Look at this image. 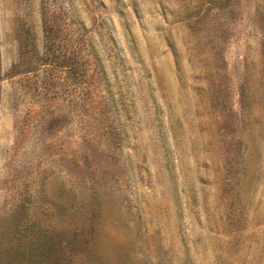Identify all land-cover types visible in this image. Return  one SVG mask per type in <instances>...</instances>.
<instances>
[{
    "label": "rangeland",
    "instance_id": "obj_1",
    "mask_svg": "<svg viewBox=\"0 0 264 264\" xmlns=\"http://www.w3.org/2000/svg\"><path fill=\"white\" fill-rule=\"evenodd\" d=\"M0 264H264V0H0Z\"/></svg>",
    "mask_w": 264,
    "mask_h": 264
}]
</instances>
